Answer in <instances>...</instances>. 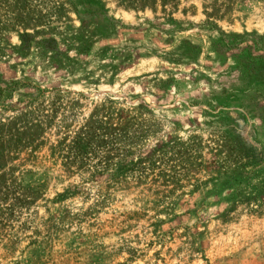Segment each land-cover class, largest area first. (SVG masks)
<instances>
[{"label":"rangeland","instance_id":"1","mask_svg":"<svg viewBox=\"0 0 264 264\" xmlns=\"http://www.w3.org/2000/svg\"><path fill=\"white\" fill-rule=\"evenodd\" d=\"M0 264H264V0H0Z\"/></svg>","mask_w":264,"mask_h":264},{"label":"trees","instance_id":"2","mask_svg":"<svg viewBox=\"0 0 264 264\" xmlns=\"http://www.w3.org/2000/svg\"><path fill=\"white\" fill-rule=\"evenodd\" d=\"M229 40V39H228ZM228 40L227 39H224V38H221L220 39V42H222V44L224 45V46H228V44H229V42H228ZM238 44V43H237ZM236 43H235V45H237ZM243 47H247V48H250L251 46L249 45V46H243ZM248 50H250V49H248ZM250 53V52H249ZM255 58H257V59H259L260 58V55H250L249 56V58H248V60H249V62H251L252 63V65L253 64H255ZM71 192H66V193H64V194H60L61 196L62 195H67V194H70Z\"/></svg>","mask_w":264,"mask_h":264}]
</instances>
